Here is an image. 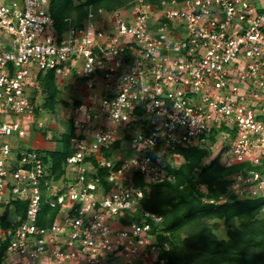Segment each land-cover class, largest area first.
I'll list each match as a JSON object with an SVG mask.
<instances>
[{
	"label": "built area",
	"instance_id": "1",
	"mask_svg": "<svg viewBox=\"0 0 264 264\" xmlns=\"http://www.w3.org/2000/svg\"><path fill=\"white\" fill-rule=\"evenodd\" d=\"M50 4L0 0V215L26 202L0 225L2 264H171L163 217L141 200L213 134L223 165H263L234 173L230 193L264 198V0H133L62 34ZM50 70L86 90L60 175L27 145L50 127Z\"/></svg>",
	"mask_w": 264,
	"mask_h": 264
},
{
	"label": "trees",
	"instance_id": "2",
	"mask_svg": "<svg viewBox=\"0 0 264 264\" xmlns=\"http://www.w3.org/2000/svg\"><path fill=\"white\" fill-rule=\"evenodd\" d=\"M133 0H51L50 12L58 34L65 32L72 18L73 23L81 24L90 9L97 11L113 9L127 5ZM43 94L44 107L58 115L57 102L60 89L56 83L55 72H41L38 76ZM82 100H76L72 109L80 106ZM68 130L52 135L61 147L47 150L46 160L57 175L64 172V163L73 153L70 139L74 128L68 120ZM42 134L47 135L46 129ZM215 135L211 136V144ZM210 144V145H211ZM209 146L192 145L180 148L184 162L175 167L168 165L173 179L153 184L141 200V206L163 217L161 231L169 233L171 249L165 253L171 264H264V216L261 209L264 198L238 199L229 194L231 177L238 171L247 169L262 170L261 166L234 164L225 166L220 162V154L209 162ZM107 156L110 153H106ZM136 183L142 184V176H136ZM205 186V190L201 186ZM228 195L229 199L221 201ZM13 210L7 206L0 215V225L7 226L12 221L6 218L10 214H24L26 202L14 201ZM44 210H48L44 207ZM213 221V222H211ZM223 221L227 228V238L218 239L213 231ZM239 222V225L236 223ZM43 224L42 222H39ZM4 260V247L0 248V264Z\"/></svg>",
	"mask_w": 264,
	"mask_h": 264
},
{
	"label": "rangeland",
	"instance_id": "3",
	"mask_svg": "<svg viewBox=\"0 0 264 264\" xmlns=\"http://www.w3.org/2000/svg\"><path fill=\"white\" fill-rule=\"evenodd\" d=\"M57 86L60 89L58 102H57V111L58 115L52 112H49L46 110L43 116H41L40 120L44 122L45 125L49 124L50 127H44L46 129V132H48L47 135L50 137L54 134H60L63 131L68 129V118H70V115L72 113V105L73 103L78 100L82 99L83 96V90H85L81 82H78L77 79L72 76L66 80L57 82ZM86 96V94H85ZM45 93L43 94V100L45 102ZM51 129V130H50ZM49 130L51 132H49ZM30 139H29V145H34L36 148H46L48 149H58L61 147V143L59 141H54V139L50 140L43 139L44 136L41 134V131H30ZM43 136V137H42ZM42 137V138H41ZM47 149V148H46ZM211 155L210 158H206L205 162H209L212 160L216 155H218V148H215V150L211 149ZM221 162V161H220ZM231 187V185H230ZM230 187H229V194L230 193ZM202 190H205V186H201ZM234 195V194H233ZM229 196L226 195L223 197L222 201L228 200ZM213 222V221H211ZM239 225V222L236 223ZM213 231L218 239L227 238V228L224 225L223 221H218V226L213 228Z\"/></svg>",
	"mask_w": 264,
	"mask_h": 264
},
{
	"label": "crops",
	"instance_id": "4",
	"mask_svg": "<svg viewBox=\"0 0 264 264\" xmlns=\"http://www.w3.org/2000/svg\"><path fill=\"white\" fill-rule=\"evenodd\" d=\"M82 93H83V96H82V99H81V100H82V102H83L84 96H85V94H86V90H83V92H82ZM43 136H44V135H43ZM43 136H42V137H43ZM42 137H41V138H42ZM43 139H46V140H47V139H48V137H45V136H44V138H43ZM50 140H52V139H50ZM52 141H53V140H52ZM54 141H55V140H54ZM46 148H47V149H46ZM46 148H39V149H42V150H55V149H48V147H47V146H46Z\"/></svg>",
	"mask_w": 264,
	"mask_h": 264
}]
</instances>
